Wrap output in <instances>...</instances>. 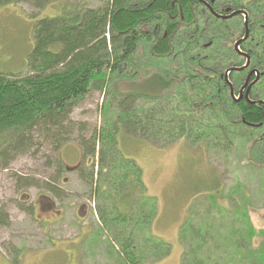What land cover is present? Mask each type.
Listing matches in <instances>:
<instances>
[{
	"label": "trees",
	"instance_id": "16d2710c",
	"mask_svg": "<svg viewBox=\"0 0 264 264\" xmlns=\"http://www.w3.org/2000/svg\"><path fill=\"white\" fill-rule=\"evenodd\" d=\"M12 1L0 0V5ZM19 1L39 11L48 3ZM200 1L107 0L84 10L67 4L59 15L35 21L24 74L3 71L0 62L2 165L9 153L27 147L35 132L46 135L58 153L66 144L61 133H67L64 123L72 107L91 90L107 95L106 126L89 139L78 136L82 161L76 171L94 195L98 217L127 264L159 260L168 255L171 244L152 233L157 198L148 193L141 166L121 150L124 137L157 147L203 142L225 151L243 137L241 141L250 144L248 163L264 173V108L253 101H233L224 76L229 67L245 61L233 49L244 34L243 16L222 20ZM208 1L217 13H248L249 38L240 48L249 54L252 68L262 70L264 0ZM233 77L229 82L236 90L242 72ZM250 95L264 102V77L254 83ZM261 122L263 127L247 125ZM90 157L97 160L89 163ZM64 170L56 157L52 181L58 182ZM46 189L59 196L54 186L47 184ZM211 189L218 192V187ZM212 203L213 210L205 215L214 229L194 228L190 216L183 220L178 239L188 243V250L184 247L181 264H264V228L251 225L246 205L224 218L216 198ZM226 218L230 224L224 231L221 222ZM8 220L0 209V225ZM194 229L196 241L189 243ZM202 230L212 237L201 238ZM232 235L242 239L234 248L236 240L226 242L232 254L227 249L220 259L208 255L213 246H220L219 239ZM255 238L260 241L254 247Z\"/></svg>",
	"mask_w": 264,
	"mask_h": 264
},
{
	"label": "rangeland",
	"instance_id": "374dc122",
	"mask_svg": "<svg viewBox=\"0 0 264 264\" xmlns=\"http://www.w3.org/2000/svg\"><path fill=\"white\" fill-rule=\"evenodd\" d=\"M47 1L40 11L19 0L0 5L3 71L18 75L26 72L27 55L33 47V27L38 18L57 16L67 4L84 10L99 8L107 2ZM105 97L102 91L91 90L72 107L64 123L67 133H61L66 144L58 153L46 135L35 132L27 147L9 153L6 165L0 161V209L9 215L8 223L0 225V264H127L118 256V245L98 217L94 195L76 171L82 161L77 139L81 136L89 139L106 126ZM242 139L225 151L203 142L178 141L157 147L146 141L123 138L121 150L138 162L148 193L157 198L152 233L171 244L167 256L159 260L151 257L143 264H181L184 247L185 252L188 250V243L185 245L178 239L183 220L190 216L194 228H213L205 214L213 210L215 198L224 213L221 217L233 216L231 213H235L237 206L245 204L251 225L264 228V173L248 163L250 144ZM56 157L65 167V172L57 177L58 182L52 181ZM95 158L87 161L92 163ZM47 184L56 188L58 197L46 189ZM212 187H218L216 194L214 189L208 190ZM208 194L213 196L210 198ZM229 224L227 218L221 222L224 231ZM196 229L189 236V243H195ZM234 235L233 239H219L220 246H213L208 255L216 259L224 256L227 249L231 250L230 244L228 248L225 244L236 240ZM211 237L209 231L202 230L201 238ZM258 241L253 240L254 247ZM235 242L231 243L233 248L242 239ZM137 245H141L139 240ZM251 252L249 248L247 257H251Z\"/></svg>",
	"mask_w": 264,
	"mask_h": 264
},
{
	"label": "flooded vegetation",
	"instance_id": "af4514ba",
	"mask_svg": "<svg viewBox=\"0 0 264 264\" xmlns=\"http://www.w3.org/2000/svg\"><path fill=\"white\" fill-rule=\"evenodd\" d=\"M205 7H207L208 9H210V10H212V12H214V13H216V14H219V15H229V14H231L232 12H225V13H217L215 10L213 11V9H212V7L210 6V4H209V1L208 0H202V1H200ZM210 7V8H209ZM209 10V11H210ZM234 12V11H233ZM246 14H247V16H248V13L247 12H245ZM237 15H242L243 16V18H242V23H243V29L245 30V25H244V19H245V16H244V13H241V14H237ZM215 16V15H214ZM218 18V17H217ZM221 19V18H220ZM228 19H230V18H228ZM222 20H225V19H222ZM247 26H248V29H249V25H250V23H249V16H248V20H247ZM263 28H264V26H263ZM250 31V30H249ZM243 36H244V34H243ZM243 36H240L239 37V39H241ZM249 36V35H248ZM249 37H247V39H248ZM239 39H237V40H239ZM246 39V40H247ZM236 40V41H237ZM246 40H244V41H246ZM244 41H242L240 44H239V52L235 49V47H234V45H233V49L236 51V52H238V54L240 55V56H242L243 58H244V63L241 65V66H239V67H234V66H232V67H229L225 72H224V76H225V81L229 84V93H230V97L232 98V100L234 101L235 100V102L236 103H243V102H248V101H253V103L257 106V105H259V106H262L263 108H264V102L262 103V101H260V97H253V96H251L250 95V91H251V89H252V86L254 85V83L260 78V77H264V65H263V68H262V70H257V69H255V68H252V66H251V62H250V56H249V54L247 53V52H245V51H243V50H241V44L244 42ZM244 55H246V56H244ZM247 60H248V66L247 67H245L244 69H241V70H232V71H230L229 72V69L230 68H240V67H242V66H244L245 64H246V62H247ZM237 72H242V77L240 78L241 79V81H240V84H239V86L237 87V89L235 90L234 89V87L232 86V84L229 82V77L231 76V78L233 79L234 77H233V75L235 74V73H237ZM253 78H254V80H253ZM250 86V88L248 89V87ZM247 90H248V92H247ZM261 102V103H260ZM243 122H245V121H243ZM245 124H247V123H245ZM261 124H263L262 122L261 123H259L258 125L257 124H252V123H249V124H247V125H249V126H261V127H263Z\"/></svg>",
	"mask_w": 264,
	"mask_h": 264
},
{
	"label": "water",
	"instance_id": "95a60500",
	"mask_svg": "<svg viewBox=\"0 0 264 264\" xmlns=\"http://www.w3.org/2000/svg\"><path fill=\"white\" fill-rule=\"evenodd\" d=\"M202 1V0H201ZM210 1H214V0H210ZM241 13H244V16H245V19H244V25H245V30H244V36L241 38V39H239V40H237L235 43H234V47H235V49L239 52V44L242 42V41H244V40H246L247 39V37H248V35H249V29H248V24H247V20H248V16H247V14L245 13V12H243V11H234V12H232L231 14H229V15H219V14H216V13H214L213 12V14L216 16V17H218V18H221V19H228V18H231V17H233V16H235V15H237V14H241ZM244 56H246V55H244ZM248 66V60H247V62H246V64L244 65V66H242V67H240V68H230L229 69V72L230 71H232L233 69L234 70H241V69H244L245 67H247ZM250 88V86L248 87V89ZM247 92H248V90H247Z\"/></svg>",
	"mask_w": 264,
	"mask_h": 264
},
{
	"label": "crops",
	"instance_id": "0c3cea01",
	"mask_svg": "<svg viewBox=\"0 0 264 264\" xmlns=\"http://www.w3.org/2000/svg\"><path fill=\"white\" fill-rule=\"evenodd\" d=\"M154 226V225H153Z\"/></svg>",
	"mask_w": 264,
	"mask_h": 264
}]
</instances>
